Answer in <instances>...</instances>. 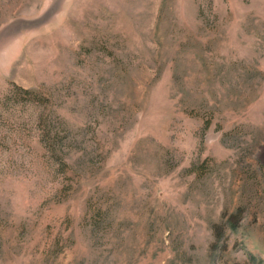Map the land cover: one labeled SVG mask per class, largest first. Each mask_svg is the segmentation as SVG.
Returning <instances> with one entry per match:
<instances>
[{"label":"rangeland","instance_id":"374dc122","mask_svg":"<svg viewBox=\"0 0 264 264\" xmlns=\"http://www.w3.org/2000/svg\"><path fill=\"white\" fill-rule=\"evenodd\" d=\"M0 264H264V0H0Z\"/></svg>","mask_w":264,"mask_h":264},{"label":"trees","instance_id":"16d2710c","mask_svg":"<svg viewBox=\"0 0 264 264\" xmlns=\"http://www.w3.org/2000/svg\"><path fill=\"white\" fill-rule=\"evenodd\" d=\"M27 92H29L27 89H25ZM57 120L55 118H46L44 121L43 125V140L45 144L49 147V149L53 152H58L60 153L59 148L63 146V140L60 137V128L61 125L58 123L56 124ZM208 126V125H207ZM217 227H215V230Z\"/></svg>","mask_w":264,"mask_h":264}]
</instances>
